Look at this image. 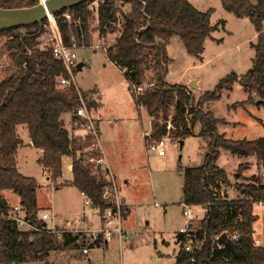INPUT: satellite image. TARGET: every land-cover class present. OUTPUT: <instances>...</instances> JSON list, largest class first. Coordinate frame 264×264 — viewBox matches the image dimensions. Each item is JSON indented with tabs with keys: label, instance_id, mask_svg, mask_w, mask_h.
Masks as SVG:
<instances>
[{
	"label": "trees",
	"instance_id": "1",
	"mask_svg": "<svg viewBox=\"0 0 264 264\" xmlns=\"http://www.w3.org/2000/svg\"><path fill=\"white\" fill-rule=\"evenodd\" d=\"M40 2L0 0V8H29ZM92 2L53 16L63 44L73 50L77 41L78 47H83L82 43L89 38L84 36L88 35L91 20H97L101 39L113 34L115 26L122 23L119 36L107 50V58L123 72L138 109L146 108L151 118V134L145 139H151L152 143L162 139L168 134L167 124L171 121L170 138L200 137L207 144L202 165L183 171L182 205L205 210L199 227L194 229V223L191 225L197 248L186 252L182 245L185 236L178 234L180 249L175 264H264V247L256 246L254 240V225L259 220L255 205H264V183L257 176L244 177L249 163H240L234 175L236 180L248 183H233L229 173L218 165L223 150L239 159L256 157L264 167V137L253 141L227 138L219 130L227 122L207 110L209 104L231 92L235 84L248 94L235 108L245 109L246 105L261 101L257 106L264 110V0H221L225 11L253 24L258 34L257 43L252 44L255 57L244 76L232 73L199 99L190 86L166 82L172 61L167 46L177 37L188 54L202 60L205 42L213 38L219 25H225L224 21L211 24L212 10L202 12L189 0H98L94 14L89 6ZM48 26L46 20L22 27L27 30L22 34L16 33L21 28L0 32V36L8 38L6 46L13 62L12 73L0 81V264H53L48 261L50 254L71 249L78 239L60 226L55 232L48 231L40 219V186L34 177L23 175L17 165L18 151L24 145L19 127L28 130L33 146L42 151L38 164L48 173L51 184L63 178V160L72 158V184L99 209L100 216L116 209L111 200L104 198V191L111 186L107 171L87 164L77 155L89 146L90 140L71 136L65 126L66 114H72L74 122L84 124L77 110L80 95L88 97L73 83L60 85L61 78L71 76L64 63L55 57L52 46L41 48L40 39ZM148 72L153 75L155 87L137 96L134 87L147 80ZM87 103L90 109L97 106L93 101ZM261 122L264 125V120ZM197 125L201 128L195 133ZM228 189H236L240 197L229 198ZM6 190L20 197L24 218L33 229L21 230L16 220L10 218L13 208L2 195ZM235 232L240 234L238 242L217 247V237L223 234L230 237Z\"/></svg>",
	"mask_w": 264,
	"mask_h": 264
},
{
	"label": "rangeland",
	"instance_id": "2",
	"mask_svg": "<svg viewBox=\"0 0 264 264\" xmlns=\"http://www.w3.org/2000/svg\"><path fill=\"white\" fill-rule=\"evenodd\" d=\"M189 1L202 12L212 10L213 26L223 21L225 24L219 25V29L213 33L214 37L205 42L202 60L188 54L179 38L176 37L169 43L167 52L175 57V62L170 63L166 82L174 85L182 80L186 82L191 79L196 83L197 79H201L202 92L192 88L195 98L199 99L204 93L215 90L221 80L232 73L244 76L252 68L255 57L252 44L257 43L258 37L251 21L247 18H236L225 11L221 0ZM98 4V0H94L89 5L94 14H97ZM54 20L53 18L55 24ZM97 24V20H91L88 35L84 36L89 38L82 43L83 47H78L80 43L77 41L73 47L78 64H83L81 70L75 68L73 79L77 87L87 94L88 98L84 99L86 103L93 101L95 105L100 106L91 108V113L99 123L103 152L115 175L119 195L125 201L123 204L127 207V211H122L124 237L121 239L114 232L108 241V246L91 250L89 256L92 258V264H175L180 249L177 236L180 230L188 228L189 224L188 218L184 216V205L181 203L184 196L183 171L186 168L202 165L207 144L200 137L180 140L170 138L168 133L165 136L166 156L160 157L156 152L148 149L152 141L145 139L144 133L150 132L152 125L146 108L136 107L132 90L123 72L107 59V50L119 36L123 24L115 26V32L108 34L105 39L100 38ZM46 31L40 39L41 48L52 46L54 36H52L51 24L46 27ZM25 32L27 30L21 28L16 33ZM7 41L6 36H0V81L9 76L13 70L10 51L6 46ZM246 98L247 94L240 89V85L235 84L233 90L226 92L221 100L209 104L207 110L213 112L216 118L236 123L228 128H225L227 124H221L220 132L226 133L220 134L241 141L243 139L253 141L264 137V125L261 122L262 119L264 120L263 108L255 104H248L245 109L240 106L234 107ZM64 122L71 136L85 134L81 125L74 122L72 114L66 115ZM200 128L197 125L194 132L198 133ZM20 134L22 138L27 139V131L20 130ZM37 158L36 150L26 149L20 157V168L28 176L34 177L40 186L38 189L40 213L51 211L56 215L54 225L61 224L59 218L74 221L79 212L85 220L82 226L86 230L117 228L118 220L115 215H110L112 225H108L104 220L105 217H109L112 210H107L100 216L99 211L85 204L84 198L75 189L51 185L43 169L38 165ZM250 160L241 162L250 165L244 172V177L250 179L257 176L264 183V174H262L264 167L259 165L256 157ZM68 162H70L69 158L65 160L64 175L58 183L72 178L71 172L67 169ZM218 162V165L229 173L233 183H248L246 180L234 178L239 171L237 157L222 150ZM257 163L261 168L260 174ZM228 194L231 199L240 197L236 189H228ZM4 195L10 204L18 203V195L12 191L6 190ZM256 210L260 216L256 229L264 238V210L261 211L257 207ZM191 212L194 215L193 228L197 229L205 213L202 208L197 207H192ZM125 213H127L126 217ZM87 243L85 242V245ZM71 249L64 251L69 252ZM71 255H73V258H70L72 261L81 258V255L75 252ZM81 263L89 264L88 256H84Z\"/></svg>",
	"mask_w": 264,
	"mask_h": 264
},
{
	"label": "built area",
	"instance_id": "3",
	"mask_svg": "<svg viewBox=\"0 0 264 264\" xmlns=\"http://www.w3.org/2000/svg\"><path fill=\"white\" fill-rule=\"evenodd\" d=\"M49 20V25L51 24V28L53 29L52 36H54L52 37L53 53H55L54 55L57 59L61 60L64 63L67 71H69V75L71 76V79L61 78L60 85L69 86L71 83H73L77 87L73 79L74 70L78 66L76 58L77 54H75L74 49L72 50L63 44L58 30L53 23V17H51ZM148 73L149 74L147 76V80L144 81V83L134 87L137 96H143L148 89L155 87V82L152 81L153 75L150 72ZM77 89L79 88L77 87ZM80 98L81 105L77 110V116L83 121L82 123L84 124L81 125V128L85 131V134L80 137H82L83 139H89L90 144L86 149L79 152L77 155L87 164L101 167L104 169V171H107L106 176L110 181L111 186L106 188V190L104 191V198L111 200L115 204L116 209L115 211L112 210V213L109 214V217H105L106 219L104 218V220H106V223L108 225H112L113 221L110 215L113 214L115 215L116 220H118V225L116 226L117 228H115V230L101 228L100 230H86L83 228V226H81L84 222L82 215H79L74 221H68L66 219L59 218L61 224L54 225V221L56 220V218L49 212L41 213L40 219H42L46 223V229L48 231L55 232L57 227L60 226L67 233L75 236L77 235L78 239L76 241V244H74L75 250H80L81 255H88L91 249L102 248L104 245H106V242L111 239L113 232H117L121 239L124 237L122 229V211L125 210L126 206L125 204H123V200L120 198L115 175L111 172L108 166V160L105 153L103 152L102 144L100 141V132L98 128L99 123H97V120H95V118L92 116L91 109L88 107L84 98L81 95ZM172 128V123L171 121H169L167 124L168 133H170ZM165 139L166 137L164 136L162 139L150 143L148 149L151 152H156L160 157L166 156L167 153L165 150V145L167 143H165ZM86 205L93 206L88 199L86 201ZM22 208L23 207L21 206L14 207L9 214L10 218L16 220L21 230L33 229V226L25 220ZM191 208L192 207L190 206L184 205V216L188 218L189 224L188 228H183L179 233L185 236V241L182 242V245L184 246L183 249L186 252H192L195 250V248H197V244L194 245V239L192 238L191 234L193 232V229H191V225L194 221V215L191 212ZM47 222H49V224ZM219 238L220 237H217L215 239V243L218 248H222L223 244L219 243ZM228 239L230 242H238L240 240V234L238 232H235L230 237H228ZM85 242H88L87 245H85Z\"/></svg>",
	"mask_w": 264,
	"mask_h": 264
},
{
	"label": "crops",
	"instance_id": "4",
	"mask_svg": "<svg viewBox=\"0 0 264 264\" xmlns=\"http://www.w3.org/2000/svg\"><path fill=\"white\" fill-rule=\"evenodd\" d=\"M190 2V1H189ZM263 27H264V25H263ZM214 37V36H213ZM257 37H258V34H257ZM174 39V38H173ZM172 39V40H173ZM216 39V38H215ZM115 40V39H114ZM216 40H219V39H216ZM112 42H114V41H112ZM170 45V44H169ZM168 45V46H169ZM168 46H167V50H168ZM169 52V51H168ZM168 55H169V53H168ZM170 57H171V63H173V62H175V57L173 56H171V55H169ZM108 59V58H107ZM200 60V59H199ZM115 65V64H114ZM252 66H253V62H252ZM238 75H242V74H238ZM192 81H191V79H189L188 81H186V82H183V80L181 81V82H179V83H177V84H180V85H187V86H189L190 85V83H191ZM201 84H202V80L201 79H197L196 80V85H197V90L198 91H200V92H202V90L200 89L201 88ZM172 85V84H171ZM240 89H242V87L240 86ZM243 90V89H242ZM248 95V94H247ZM247 99V98H246ZM245 99V100H246ZM244 100V101H245ZM136 105V104H135ZM98 107H100V106H98ZM97 107V108H98ZM137 107V106H136ZM66 115H68V114H66ZM65 115V116H66ZM65 116H64V121H65ZM150 118V117H149ZM263 120V119H262ZM150 123H151V118H150ZM227 125H226V127L225 128H228V127H233V125H235L236 123H231V122H227L226 123ZM66 125V124H65ZM220 127V126H219ZM67 128V127H66ZM78 129H80V128H78ZM220 129H221V127H220ZM20 130L22 131H27L28 132V130L25 128V127H19V129H18V133L20 134ZM151 130H152V127L150 128V132H146V133H144V138H146L147 136H149L150 135V133H151ZM220 133H226V132H220ZM20 136H21V134H20ZM73 137H78V136H73ZM26 138L27 139H24V138H22V136H21V139L23 140V143H24V145H23V147L22 148H20L19 149V151H18V156H17V165H18V169H19V171L23 174V175H25V176H28L27 174H25L22 170H21V168H20V161H21V159H20V157L22 156V154H23V152L26 150V149H28V148H33L34 150H36V154H37V163H38V160H39V158L40 157H42V151L41 150H38V149H36L34 146H33V144H32V142H31V138L29 137V132H28V135H26ZM26 140H28L27 142H26ZM66 159H68V158H65L64 160H63V170H64V167H65V160ZM250 159H252V158H250ZM250 159H239L238 158V165H240V163L241 162H243V160H244V162H247L248 160H250ZM69 160H70V162H68V165H67V169H68V171H70L71 172V174H72V167H73V165H72V158H69ZM251 161V160H250ZM253 162V161H252ZM39 165V164H38ZM40 166V165H39ZM108 166H109V168H110V170H111V172H112V168H111V166L108 164ZM41 167V166H40ZM42 168V167H41ZM257 168H258V173L260 174V172H261V168L258 166V163H257ZM43 169V168H42ZM263 170V169H262ZM43 172L45 173V175L46 176H48L47 174L48 173H46L45 171H44V169H43ZM113 173V172H112ZM262 174H264V172H262ZM72 181H73V174H72V178H71V180H63L61 183H57V184H53V185H55L56 187H60V186H64V187H66V188H68V189H70V190H73V189H75L76 191H78V193H79V195L82 197V198H84V200H85V204H86V201H87V198L85 197V194H83V193H81L73 184H72ZM49 182V181H48ZM62 183H66V185H63ZM51 184V183H50ZM62 184V185H61ZM52 185V184H51ZM230 194V193H229ZM2 195H3V197L7 200V202H8V204L10 205V206H12V208H14V207H20L21 206V199H20V197L18 196V203L17 204H15V205H12V204H10L9 203V201H8V199L5 197V195H4V191L2 192ZM230 196V195H229ZM231 198V197H230ZM236 198H238V196L236 197ZM232 199H234V197H232ZM123 200V199H122ZM123 202L125 203V201L123 200ZM20 205V206H19ZM38 207H39V209L41 208L40 206H39V200H38ZM90 207L92 208V206L90 205ZM256 207L257 208H260L261 209V211L262 210H264V205H262V204H257V205H255V214L256 215H258L257 213H258V211L256 210ZM54 207H52V209H53ZM197 208H201V207H197ZM203 209V208H202ZM96 211H98V209H96ZM203 211H204V213H205V210L203 209ZM45 212H49V213H51L53 216H55L56 217V215H54L51 211H45ZM41 214V213H40ZM79 215H81L79 212L77 213V217L79 216ZM204 216H205V214H204ZM259 216V215H258ZM76 217V218H77ZM75 218V219H76ZM61 219V218H60ZM64 219V218H63ZM259 220H260V216H259ZM259 220L255 223V225H254V230H255V233H254V240H255V245L256 246H260V247H264V238H263V234L261 233V232H257V229H256V225H257V223L259 222ZM84 222H85V220H84ZM84 225V224H83ZM82 226V225H81ZM122 229H123V227H122ZM114 233V232H113ZM115 233H117V232H115ZM118 234V233H117ZM123 234L125 235V232H124V229H123ZM119 235V234H118ZM109 244H108V241L106 242V246H108ZM96 250V248H93V249H91V250ZM90 250V251H91ZM75 252V254H79V255H81V252H80V250H70L69 252L68 251H57V252H52L51 254H50V256H49V259H48V261L50 262V263H53V264H82L81 262L83 261V259H84V256H88V261H89V264H92V258L89 256L90 255V252H89V254L88 255H81V258L80 259H73V261L71 260L73 257V255H71V254H73ZM179 252V251H178ZM178 254V253H177ZM72 257V258H71ZM71 258V259H70ZM31 264H36V263H31ZM44 264V263H43Z\"/></svg>",
	"mask_w": 264,
	"mask_h": 264
},
{
	"label": "water",
	"instance_id": "5",
	"mask_svg": "<svg viewBox=\"0 0 264 264\" xmlns=\"http://www.w3.org/2000/svg\"><path fill=\"white\" fill-rule=\"evenodd\" d=\"M89 1L92 2V0H41L38 5L29 8H0V32L36 24H42L44 21L50 19L55 14L57 15V13L59 12L73 9ZM82 67L83 64L80 63L78 64L77 69L81 70ZM190 87L195 89L197 88V85L195 82H192L190 84ZM259 104H261V101L257 102V105ZM92 208L94 207L92 206ZM218 241L223 245L230 244V241L226 234H223Z\"/></svg>",
	"mask_w": 264,
	"mask_h": 264
},
{
	"label": "bare ground",
	"instance_id": "6",
	"mask_svg": "<svg viewBox=\"0 0 264 264\" xmlns=\"http://www.w3.org/2000/svg\"><path fill=\"white\" fill-rule=\"evenodd\" d=\"M0 18H1V15H0Z\"/></svg>",
	"mask_w": 264,
	"mask_h": 264
}]
</instances>
